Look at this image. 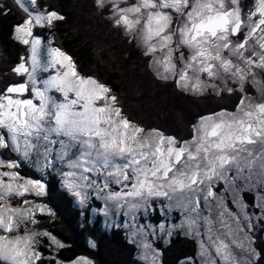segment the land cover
<instances>
[{
    "label": "snow or ice",
    "instance_id": "obj_1",
    "mask_svg": "<svg viewBox=\"0 0 264 264\" xmlns=\"http://www.w3.org/2000/svg\"><path fill=\"white\" fill-rule=\"evenodd\" d=\"M93 2L158 80L198 96L239 93L238 102L199 116L188 137L145 128L128 118L110 86L80 73L60 48L48 46L42 62L33 28L65 17L45 14L38 0H29L34 11L15 0L27 14L15 39L30 46L31 63L13 69L26 79L0 87V264H42L45 238L63 247L32 229L37 212L50 213L35 199L47 195L43 174L57 168L79 204L99 199L105 216L112 210L127 218L123 226L140 238L146 258L156 233L145 214L159 204L179 210L182 219L167 234L196 240L199 264H243L235 250L245 248L256 215L246 193L264 220V0ZM5 8L0 3V15ZM25 163L40 178L22 175Z\"/></svg>",
    "mask_w": 264,
    "mask_h": 264
},
{
    "label": "trees",
    "instance_id": "obj_2",
    "mask_svg": "<svg viewBox=\"0 0 264 264\" xmlns=\"http://www.w3.org/2000/svg\"><path fill=\"white\" fill-rule=\"evenodd\" d=\"M0 3L6 6L0 15V87H4L24 79L13 69L26 61L29 46L16 40L14 33V26L27 18L26 13L15 0H0ZM38 7L45 14L56 11L65 19L53 21L50 27H35L33 34L72 57L80 73L110 86L130 120L145 128L188 137L192 123L209 111L202 108L201 99L182 95L173 85L158 82L140 50L112 26L93 0H38ZM221 107L216 104L213 109ZM5 155L10 154L5 152ZM19 171L33 178L41 175L26 163ZM43 180L47 195L35 199L47 205L50 213L38 214L34 229L51 233L63 247L56 244L49 247L45 238L40 248L44 254L42 264H57L58 260L69 263L81 257L89 259L91 264H146L138 259L136 246L127 240L121 228L109 231L102 228V217L91 214L92 206L99 207L93 199L88 207L80 209L56 175L47 171ZM246 195L250 209L257 212L251 207L253 197ZM150 219L157 224L166 218L159 211ZM173 220L177 222L180 216ZM254 235L257 260L253 264H264V226H258ZM155 245L161 251L160 264H179L186 257L193 259L197 251L195 240L179 233L167 245L161 242Z\"/></svg>",
    "mask_w": 264,
    "mask_h": 264
},
{
    "label": "rangeland",
    "instance_id": "obj_3",
    "mask_svg": "<svg viewBox=\"0 0 264 264\" xmlns=\"http://www.w3.org/2000/svg\"><path fill=\"white\" fill-rule=\"evenodd\" d=\"M24 3L29 7L30 10H32V11L35 10L30 5L29 0H24ZM36 27H39V26H36ZM48 46H50L49 43H44V41H42L41 49H40L41 61L42 62H44L47 59V57H46V48ZM30 55H31V52H30V46H29V54H28V57L26 59L28 66H30V63H31L30 59H28L30 57ZM47 75H48V73H43V72H39V71L37 72V76L38 77H46ZM48 171H50L54 175H56V177L61 181L60 170L58 168L56 170L49 169ZM61 186L65 190L64 186L63 185H61ZM68 193L74 198L72 193H70V192H68ZM246 194H250L252 196L251 193H246ZM91 199H93L97 204H99V207L92 206L91 214L93 216L100 215L102 217V224H103L102 228L104 230H106V231H109V230H111L113 228H121L124 231L127 240L129 242L133 243L136 246L137 251H138V255H137L138 259L140 261L146 263V264H153V259H152L153 255H155V264H160L161 263V251L156 247L155 243L161 242L163 245H167V243L169 242L170 238L175 236L177 233H179L181 236L187 237V236H185L183 234V232H180L179 230H173V234L171 236H169L167 234V229H169L173 223H177L178 224L180 222V220L182 219V216L180 214V220H178L177 222H174L172 212L173 211L179 212V210L177 209V210H173V211L169 212L166 209H162L160 207V205L157 204V206H156L157 212L161 211V213L163 214V217L166 218V219H165V221H161V222L156 224V223L152 222L151 219H150L152 217V215L154 214L153 209H150L145 214L147 218L144 220V223L145 224H151L152 225V229H150V231L154 230L155 233H156L155 235H151V236L148 237V242L151 244L152 250H154V251L149 252V254H148L147 258H146L145 249L142 246L140 238L139 237L133 238L131 236L130 232H129V229H127V228H125L123 226L124 223L126 222L127 218L122 217L119 214H114L112 212V210H109L108 215L105 216L104 212H103L104 201L99 200V199L90 198L89 201L86 204L82 205V204H79L78 201L74 198V203H75L76 207H78L80 209H83L85 207H88V204H90ZM256 210H257V212H254V211H252L249 208V211L256 213V215H254L253 218H252L253 227H252V229L250 231H248V238L244 240L245 248L243 250H241V249H236L235 250L237 255L242 260L243 264H253L254 260H257V253H256V250L254 249V241H255L254 232L256 231V228L258 226H260V225L264 226V220H261V218H260L261 214L259 212V209H256ZM38 214H40V213L37 212L36 215H38ZM160 224H164L165 225V231L164 232L160 231V229H159V225ZM32 229L35 230L34 226H32ZM188 238H191V237H188ZM195 242H196V240H195ZM195 247L197 248L195 257L193 259L186 257V259L181 261L179 264H199V256H198L199 248H198L197 242H196V246ZM82 258L83 259H87V258L81 257V258H79V259H77V260H75L73 262H69V263L60 262L58 260L57 264H77V261L81 260ZM87 260H89V259H87Z\"/></svg>",
    "mask_w": 264,
    "mask_h": 264
},
{
    "label": "flooded vegetation",
    "instance_id": "obj_4",
    "mask_svg": "<svg viewBox=\"0 0 264 264\" xmlns=\"http://www.w3.org/2000/svg\"><path fill=\"white\" fill-rule=\"evenodd\" d=\"M151 71V70H150ZM153 74V73H152ZM24 79H26V77H24ZM157 79V78H156ZM158 82L160 83H163V84H171L174 86L173 83L171 82H164V81H161V80H158ZM175 87V86H174ZM175 89L180 92L182 95H189V96H193L195 99H201L202 100V108L203 109H208L209 111L208 112H204L202 113L201 115H204V114H207L209 112H212V111H218L222 108H227V109H232L234 108L235 104L238 102V96H239V93H235L233 95H228L227 93L223 94L222 96H218V95H215V94H209V93H206L205 95L203 96H198V95H192L190 93H185V92H182L180 91L178 88L175 87ZM221 104L223 107L221 108H214L213 107L216 105V104ZM201 108V107H200ZM200 115V116H201ZM191 127V126H190ZM190 132H191V129L189 131V134L190 135ZM177 137H181L179 135H177ZM154 212H157V208L153 209ZM161 213V211H160ZM173 214V217L176 218V217H179L180 216V213L177 212V211H173L172 212Z\"/></svg>",
    "mask_w": 264,
    "mask_h": 264
}]
</instances>
